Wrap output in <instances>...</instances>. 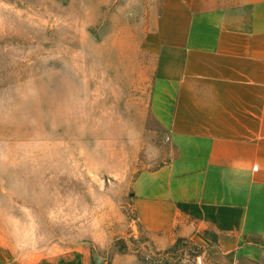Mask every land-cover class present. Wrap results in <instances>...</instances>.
I'll return each mask as SVG.
<instances>
[{"label":"rangeland","instance_id":"rangeland-1","mask_svg":"<svg viewBox=\"0 0 264 264\" xmlns=\"http://www.w3.org/2000/svg\"><path fill=\"white\" fill-rule=\"evenodd\" d=\"M142 0H0V237L16 257L80 250L88 264H214L162 248L134 182L174 157L150 113Z\"/></svg>","mask_w":264,"mask_h":264},{"label":"crops","instance_id":"crops-1","mask_svg":"<svg viewBox=\"0 0 264 264\" xmlns=\"http://www.w3.org/2000/svg\"><path fill=\"white\" fill-rule=\"evenodd\" d=\"M154 60L150 113L172 160L134 182L162 248L189 241L214 264H264V0H142ZM258 167V171L254 168ZM0 264H88L80 250Z\"/></svg>","mask_w":264,"mask_h":264},{"label":"built area","instance_id":"built-area-1","mask_svg":"<svg viewBox=\"0 0 264 264\" xmlns=\"http://www.w3.org/2000/svg\"><path fill=\"white\" fill-rule=\"evenodd\" d=\"M254 171H258V167H255V168H254Z\"/></svg>","mask_w":264,"mask_h":264}]
</instances>
